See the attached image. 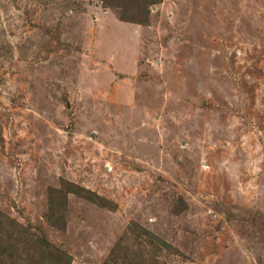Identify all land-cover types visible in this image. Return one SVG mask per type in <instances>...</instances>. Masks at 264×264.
I'll list each match as a JSON object with an SVG mask.
<instances>
[{"label":"rangeland","instance_id":"374dc122","mask_svg":"<svg viewBox=\"0 0 264 264\" xmlns=\"http://www.w3.org/2000/svg\"><path fill=\"white\" fill-rule=\"evenodd\" d=\"M121 11L0 0V212L71 264L119 241L120 264H264V0H162L146 25ZM62 178L116 206L70 194L52 226Z\"/></svg>","mask_w":264,"mask_h":264},{"label":"trees","instance_id":"16d2710c","mask_svg":"<svg viewBox=\"0 0 264 264\" xmlns=\"http://www.w3.org/2000/svg\"><path fill=\"white\" fill-rule=\"evenodd\" d=\"M105 6L121 8L122 20L146 25L150 20V6L162 0H101ZM88 200L101 207L114 208L116 204L98 192L92 191L68 179L62 178L58 186L48 188V213L49 223L64 230L67 225L69 211V195ZM134 223V222H133ZM136 227L143 231V237L148 242L161 249H170L171 245L154 232L142 229L139 224ZM19 240L24 241L21 245ZM29 246V247H28ZM121 241L116 242L110 252V261L113 264L122 263L125 256L132 257L134 250L124 248ZM135 259V257H133ZM72 255L53 244L45 234H39L24 226L16 219L0 212V264H71ZM128 264H132L130 261ZM135 264V261H134Z\"/></svg>","mask_w":264,"mask_h":264}]
</instances>
